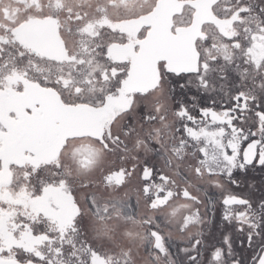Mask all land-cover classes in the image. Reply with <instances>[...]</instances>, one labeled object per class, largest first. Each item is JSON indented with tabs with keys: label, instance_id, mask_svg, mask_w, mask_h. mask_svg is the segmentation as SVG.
Instances as JSON below:
<instances>
[{
	"label": "flooded vegetation",
	"instance_id": "1",
	"mask_svg": "<svg viewBox=\"0 0 264 264\" xmlns=\"http://www.w3.org/2000/svg\"><path fill=\"white\" fill-rule=\"evenodd\" d=\"M156 2L153 0L139 11L127 12L110 0H0V37L11 40L15 33L33 43L42 57L33 55L30 62L27 57L21 60L15 49L9 56L10 49L4 46V61H0V258L33 260L37 264H49V261L68 264V254L75 251L77 259L73 264H87L89 259H94L96 264H185L188 254L180 249L190 248L192 241L203 234L196 252L203 251L204 255L198 257L195 264H225L224 258L213 259L212 249L222 247V240L229 232L232 256L238 257L241 264H257L253 257L264 255L261 241L255 237L249 248L247 228L237 232L235 224L221 226L218 190L212 185L213 181L224 182V177L218 174L232 163L238 165L241 155L250 160L258 147L264 155V144L260 143L264 141V116L258 117L254 107L258 101L264 103L261 100L264 89L255 87L251 80L257 68L264 73V44L262 47L260 42L259 48L256 46L260 43L248 45L242 55L241 48L237 50L234 40L229 39L234 37L243 44L238 39L241 31L237 24L243 18L239 9L244 4L225 0H180L178 4L166 5L173 8L167 18V8L154 10ZM53 6L56 9L71 7L81 15L86 12L87 19L94 23L98 20L109 25L100 30L97 24L96 30L101 31V39L108 46L109 59L103 66L118 69V77L104 82L98 79L101 73H97L88 83L84 82L86 72L96 66L97 58H92L91 65L67 60L53 27L42 20ZM98 7L107 8V11L98 12ZM64 15L61 12L62 19ZM258 35L264 38V33ZM81 39L94 43L88 35ZM229 46L236 55L232 56L234 60L226 62L223 59L224 67L229 70L225 89H220L221 81L216 73L213 79L217 91L210 96L216 104L205 117L189 123L183 109L180 114L173 111L175 103L188 104L191 116L198 117L197 106L206 101L187 100L189 96L199 97L200 90L195 87L196 70H204L203 62L214 63L212 58H220L221 52L228 51ZM84 59L90 58L84 56ZM236 63L240 65L239 72L248 69L245 80L241 81L233 71ZM175 73H186L192 86L186 83L181 88L179 83L173 84ZM261 78L264 77L258 75V79ZM125 79L127 83L123 84ZM237 81L241 84L244 102L226 111L220 105L231 107ZM78 86L83 90L77 92ZM144 107L154 119L145 120L141 116L140 109ZM113 118L116 119L114 133L130 124L135 131L124 138L128 151L117 149L107 155L104 171L130 169L134 164L138 167L131 177H126L130 182L119 192L114 182L111 188H104L102 173L97 170L93 178L100 182V187L90 190L108 198L116 195L124 198L126 192L125 203L112 210L113 219L117 211L125 212L131 220L139 221L142 233L140 237L135 232L134 236L124 238L115 228L108 238L86 230L84 239L101 252L100 257H92L70 227L76 208L68 188L58 183L53 161L57 154L62 159L68 157V150L61 153V145L69 135L77 137L70 141V147L86 144L99 149L92 135L100 128H107ZM184 124L188 127L183 128ZM178 127L181 128L179 132L176 131ZM250 129L255 130V137ZM137 141H141L139 149ZM157 142L162 146L159 151H155ZM229 150L231 156L227 155ZM146 159L167 177L166 181L162 180L159 172H154L155 183L150 184L147 197L143 195L139 180ZM197 167L201 170L200 177L195 173ZM237 179L241 185L236 190L237 196L258 198L264 195V170L253 168L246 175L237 174ZM249 184L255 187L250 188ZM157 185L164 189L160 199H156L157 205L165 197L167 199L162 209H150L148 202L155 199L159 191ZM185 189L202 203L185 197ZM84 191L75 192L78 201ZM205 193L216 200L215 222H205L210 212L205 211L208 208ZM197 208L200 219L196 218ZM229 211L243 212L245 206L234 204ZM152 216L160 222L157 231L165 236L168 250L165 253L153 247L156 239L150 235L149 225L144 224L145 218ZM232 219L235 221L236 216ZM244 219L246 217H241ZM185 224L188 227L181 233L180 228ZM168 229L175 232L174 242L168 241ZM241 241H244L242 245ZM128 248H131L130 256L125 255ZM109 252L115 254L111 260Z\"/></svg>",
	"mask_w": 264,
	"mask_h": 264
},
{
	"label": "snow or ice",
	"instance_id": "2",
	"mask_svg": "<svg viewBox=\"0 0 264 264\" xmlns=\"http://www.w3.org/2000/svg\"><path fill=\"white\" fill-rule=\"evenodd\" d=\"M42 10L43 9H41V11ZM97 11L106 12L107 8L98 7ZM245 11L254 13L252 21L256 23L257 31L264 33V7H261L258 13H256L250 5L242 6L239 9V13L241 14ZM61 12L65 13L63 19L61 18ZM87 17L88 13L85 12L81 15L80 12H73L71 7H67L66 9H56L53 6V10L49 14L43 16L42 20L48 22L53 27L55 37L58 39L60 48L68 61L91 65L92 58H97L96 66L92 67L91 72H86L84 76L85 83H88V81L97 73H101L98 77L99 80L108 82L110 78L119 76V70L115 67L106 68L103 66V62L109 59V55L108 46L101 39L100 30L109 27V25L102 24L98 20L94 23L92 20L87 19ZM97 24H99L100 30H96ZM112 31H115V29H112ZM244 31L247 33L251 31V29L246 27ZM65 34L67 39H65ZM85 35L90 36L94 43L89 44L84 42L81 37ZM248 38L249 37L246 35L245 39L247 40ZM229 39H233L236 44V49L240 50L242 46L239 44V41L235 40L234 37H229ZM4 46L9 47V56H11V50L15 49L21 60H24V58L27 57L30 62L33 55H36L38 58H42L40 57V53L36 51L33 43L28 42L26 39L16 35L15 33L13 34V38L11 40L0 37V61H4ZM84 56H87L90 59L86 61ZM219 59V57H213L212 61L215 62ZM223 59L228 60L229 57L225 56ZM203 63L204 70L201 71L199 68L196 70L195 87L200 90L199 97L196 95L187 97L188 101L194 102L197 101V99L206 101L204 104L197 106L198 117H192L188 110V104L183 102H176L173 109L176 114H180L181 109H183V114L188 116L189 123H192L195 119L205 117L208 112L212 111V107L216 104V101L210 98L211 93L217 91V86L213 79L215 74L219 73L218 79L221 81V90L225 89L224 82L229 79V70L227 67H213V63ZM244 63L247 64L248 60L245 59ZM5 64H7L6 61ZM239 68V63H236L233 71L236 72V75L239 76L241 81L245 80L247 78L248 69L245 68L241 73L238 71ZM174 75L175 79L173 80V84L179 83L181 88H184L186 83L189 87L192 86V81L188 78L186 73H175ZM258 75L264 77V73H260L259 68H257L256 72L251 76V80L255 82V87L264 89V78L258 79ZM234 86L235 94L232 99L231 107H228L223 103L220 105V107L225 108L226 111H230L232 108L242 104L245 99L244 93L240 90V82L237 81ZM89 87H91V84H89ZM82 90L83 89L79 86L77 87V92ZM171 91L174 93L175 89L172 88ZM225 94L227 95V92H225ZM261 100L264 101V98H261ZM162 104L163 101L160 102L161 106ZM72 106L75 107V105ZM254 107L257 109L256 114L258 117L264 116V103L258 101L255 103ZM247 110L251 111V109ZM127 111L130 113L131 109H128ZM140 114L145 120L154 119V117L147 114L146 107L140 109ZM115 123L116 119L113 118V120L107 125V128H100L97 134H90L92 135V139L100 145L99 149L86 144L70 147V141L75 140L77 137L75 135L66 136L63 144L61 145V153L68 150V157L66 159H62L61 155L57 154L53 161V165L56 169L55 176L59 178L58 183L68 188L72 204L76 208V215L73 217L70 227L77 237L81 239V243L85 246V249L90 251L92 257H100L101 252L98 251L91 242L84 239L87 234L86 230L91 231L93 234L101 235H107L110 232H114L115 226L111 223L113 219L112 210L119 209V207L125 203V198H127L128 194L125 192L124 198L119 195L108 198L98 194L97 192L84 191L81 201H78L75 192L77 190L99 188L100 182L93 178L97 170H100L102 173L101 179L103 180V187L111 188L114 182L116 191L119 192L125 184L130 182L126 179V177H131L138 167V165L134 164L130 169L119 168L108 172L104 171V160L107 155L109 153H115L117 149L121 152L128 151V145L124 138L132 135L135 131L134 127L130 124L128 127L121 126V130L114 133L112 129ZM182 127L187 128L188 125L184 124ZM250 130L253 131V136L255 137V130ZM176 131H181V128L178 127ZM140 143L141 141H137V149H139ZM260 143L264 144V141H260ZM157 144L158 147L155 151H159L162 147L158 142ZM231 154L232 152L229 150L227 155L231 156ZM120 158L122 160L124 159L123 156ZM169 166H171L170 162ZM253 168L264 170V155H262V150L259 147L252 159H245L241 155L239 157L238 165L232 163L231 167H228L226 171L220 172L218 175L224 177L223 183L220 181H213L212 185L215 190H218L217 196L219 204L221 205V226L227 224L231 227L235 224V230L237 232H244L245 228H247L248 231L246 232V240L249 248L252 246L251 241L253 237L259 239L261 241L260 247L264 248V195H261L258 198H249L237 196L235 194L236 190L241 187L240 181L237 179V174L246 175L249 170ZM154 172H159L160 179L165 181L167 180V177H165L159 169L150 165L146 159L143 164V170L139 175V180L142 182V192L145 197L149 196L150 184L155 183L152 175ZM195 173L197 177H200L201 170L199 167L195 169ZM157 187L159 188V191L155 193V199L149 200L148 202L150 209H162L167 199V197H165L161 200V203L157 205L156 199H160V192L164 191V189L159 187V185H157ZM248 187L254 188L255 185L249 184ZM183 194L185 197H191L196 200L197 204L202 203L198 197H192L191 193H189L187 189L184 190ZM168 195L170 196L171 193L169 192ZM205 195L208 200V208H206L205 211L210 210L209 217L204 218L205 222H208L209 220L211 222H215L217 215L216 200L212 198L210 193H205ZM138 202L139 196H137V203ZM234 204L244 205L245 211L236 213L229 211ZM127 206L131 207L130 204ZM161 215H163V213H161ZM233 215L236 216L235 221L232 219ZM117 216H119V211H117ZM241 217H246V219L241 220ZM253 217L255 218L254 220L252 219ZM196 218L200 219L199 208L196 209ZM77 221H79V223H77ZM153 222H155V226H153ZM144 224L149 225L151 229L150 235L156 239V243L153 247L160 253L167 252L168 250L164 243L165 236L162 232L157 231V228H160V222L156 220V217L152 216L150 219L145 218ZM187 227V224L183 225L180 228L181 233H183ZM124 234L126 236L134 235V233L128 230H126ZM202 241L203 234H201L200 238L192 241L190 248L180 249V252L188 254L185 264H195L198 257H202L204 255L203 251L199 254L196 252V249L201 246ZM240 243L242 245L244 241H241ZM231 247L232 238L231 233L229 232L222 240V247L212 249V252L214 253L213 259L219 260L220 258H224L225 264H241V260L238 257L232 256ZM224 249H228L229 251L225 252ZM62 254L63 253H61V255ZM130 254L131 248H128L125 255L130 256ZM68 255V264H73V261L77 259V253L72 251ZM114 255V253L109 252L108 259L111 260ZM253 259L257 261V264H264V255L253 257ZM49 264H51V261H49ZM87 264H96V261L94 259H89Z\"/></svg>",
	"mask_w": 264,
	"mask_h": 264
},
{
	"label": "rangeland",
	"instance_id": "3",
	"mask_svg": "<svg viewBox=\"0 0 264 264\" xmlns=\"http://www.w3.org/2000/svg\"><path fill=\"white\" fill-rule=\"evenodd\" d=\"M110 1L111 2H115L117 6L123 7L124 11L136 12V11H139L142 8L148 6L149 4H151L153 0H110ZM225 1L237 2L239 4H244V6L250 5L255 10L256 13L259 12V9L261 7H264V0H225ZM241 16L243 18H242V20L240 22H238L237 25L240 26L241 33H240V36H239L238 39L241 42H243V44H241V46L242 45L243 46L241 47V50H240L242 55H243V49L246 48V46H248V45L256 46L254 44L258 45L260 42H262V47H263L264 38H262V37H260L258 35L260 32L257 31L256 23L252 21V17L254 16L253 12L245 11L244 13L241 14ZM246 27L250 28L251 31L246 33L244 31ZM246 35L249 37L247 40L245 39ZM259 46H261V43L258 46H256V48H259ZM234 51H233V49L230 46H229V50L228 51H226V50L224 51L223 50L221 52L222 55H220L221 59L218 60V61H215L213 63L214 67L224 66L225 61L223 60V57H225V56L229 57V59L226 60V62L230 61V60H234L235 58L232 57L233 55H236L234 53ZM85 191H87V190H85ZM88 191H92V190H88ZM119 213H120L119 216H116V217H114L115 219H112V222L115 221L114 222V226L117 229L116 230L117 233L122 235L124 238H126V237L130 238L131 236H126L124 234L125 231L128 230V231H131L134 234L136 232V234L140 237L141 233H142V229H141V226L139 225V221L136 220L135 218H134L135 220L134 219L131 220V217L125 215V212H123V214H122V212L120 211ZM166 233L169 235L168 241H170V243L174 242L173 239H177V238L173 237L175 232H173L172 229H168V231ZM111 234H112L111 232H110V234L108 233L106 237L110 238ZM132 236H134V235H132ZM119 237L121 238V236H119Z\"/></svg>",
	"mask_w": 264,
	"mask_h": 264
},
{
	"label": "water",
	"instance_id": "4",
	"mask_svg": "<svg viewBox=\"0 0 264 264\" xmlns=\"http://www.w3.org/2000/svg\"><path fill=\"white\" fill-rule=\"evenodd\" d=\"M180 0H157L156 2V5L154 7V10H159V9H162V8H167V12H166V16L167 18H170L171 16V13L173 11V8L172 9H169L168 4H178ZM165 6V7H164ZM169 9V10H168ZM151 67L154 65V60L151 61L150 63ZM150 68L147 70V74L146 75H150ZM148 75V76H149ZM127 83V79H125L123 81V84H126ZM1 172V171H0ZM1 174V173H0ZM0 264H37L35 261L33 260H29V261H13V260H10V259H5V258H0Z\"/></svg>",
	"mask_w": 264,
	"mask_h": 264
}]
</instances>
